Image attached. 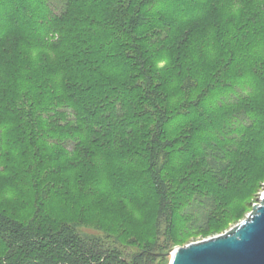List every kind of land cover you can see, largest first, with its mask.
Returning a JSON list of instances; mask_svg holds the SVG:
<instances>
[{
	"label": "trees",
	"instance_id": "obj_1",
	"mask_svg": "<svg viewBox=\"0 0 264 264\" xmlns=\"http://www.w3.org/2000/svg\"><path fill=\"white\" fill-rule=\"evenodd\" d=\"M52 1L0 0V264H165L264 177V0Z\"/></svg>",
	"mask_w": 264,
	"mask_h": 264
},
{
	"label": "water",
	"instance_id": "obj_2",
	"mask_svg": "<svg viewBox=\"0 0 264 264\" xmlns=\"http://www.w3.org/2000/svg\"><path fill=\"white\" fill-rule=\"evenodd\" d=\"M169 264H264V189L246 218L225 233L176 247Z\"/></svg>",
	"mask_w": 264,
	"mask_h": 264
},
{
	"label": "rangeland",
	"instance_id": "obj_3",
	"mask_svg": "<svg viewBox=\"0 0 264 264\" xmlns=\"http://www.w3.org/2000/svg\"><path fill=\"white\" fill-rule=\"evenodd\" d=\"M56 0L52 1L53 4H55ZM235 95H243V91L238 90L237 94H232L228 100L232 101L236 98ZM257 184L254 185L251 189V191L248 193L246 197L243 198L242 202L238 204H234L231 202H228V208L226 209L227 216H232V220L229 223H226L224 225H221L214 231L206 232V233H201L196 236L190 237L186 240H183V242H180L177 245L174 246H168L169 248L164 252L165 254L171 250H174L176 247H183L189 243L201 241L207 238H211L214 236L221 235L228 231L231 227L235 226L239 222L243 221L246 216L250 213L252 206L256 203H258V200L261 196V193L264 189V177L259 181L256 182ZM199 205L198 199L197 201L193 202L189 208L185 210V212L188 214H201L203 209ZM84 230V229H82ZM163 242V239L161 240ZM126 254L128 255V263L131 262V260L134 258V264H138V259L140 254H142V250H140L136 246H129L126 249ZM165 264H169V257L165 258ZM150 264H158L159 263V258L156 259H148Z\"/></svg>",
	"mask_w": 264,
	"mask_h": 264
}]
</instances>
